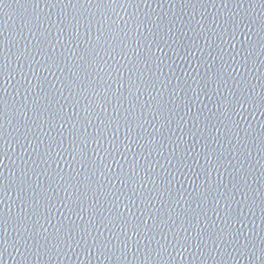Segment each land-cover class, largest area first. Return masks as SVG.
<instances>
[{
	"label": "water",
	"instance_id": "obj_1",
	"mask_svg": "<svg viewBox=\"0 0 264 264\" xmlns=\"http://www.w3.org/2000/svg\"><path fill=\"white\" fill-rule=\"evenodd\" d=\"M0 264H264V0H5Z\"/></svg>",
	"mask_w": 264,
	"mask_h": 264
},
{
	"label": "snow or ice",
	"instance_id": "obj_2",
	"mask_svg": "<svg viewBox=\"0 0 264 264\" xmlns=\"http://www.w3.org/2000/svg\"><path fill=\"white\" fill-rule=\"evenodd\" d=\"M5 3V0H0V7H2ZM125 247H127V245L125 244Z\"/></svg>",
	"mask_w": 264,
	"mask_h": 264
}]
</instances>
